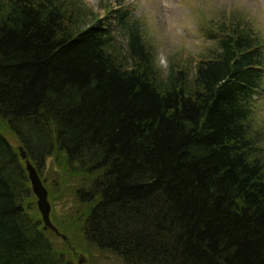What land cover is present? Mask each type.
Segmentation results:
<instances>
[{
    "label": "trees",
    "instance_id": "1",
    "mask_svg": "<svg viewBox=\"0 0 264 264\" xmlns=\"http://www.w3.org/2000/svg\"><path fill=\"white\" fill-rule=\"evenodd\" d=\"M132 13L0 0V264H264L262 34L226 12L165 71Z\"/></svg>",
    "mask_w": 264,
    "mask_h": 264
},
{
    "label": "rangeland",
    "instance_id": "2",
    "mask_svg": "<svg viewBox=\"0 0 264 264\" xmlns=\"http://www.w3.org/2000/svg\"><path fill=\"white\" fill-rule=\"evenodd\" d=\"M82 1L87 8L101 17L105 16L106 10L117 9L123 3V0ZM124 4L132 7L134 19L141 17L144 20L146 37L156 50L158 64L165 71L173 54L211 55L210 49L214 41L208 35L210 30L207 21H220L226 12L243 17L255 31L262 34L264 40V0H124ZM108 5H111V8ZM119 38L124 39L121 34ZM255 100L257 106L254 114L264 139V92L255 96ZM13 143L20 150L21 146H18L16 138ZM25 164L30 170L29 159H25ZM49 203L50 212L56 209L58 213L70 205L63 203V200ZM77 258L79 261L83 260L82 264H124L114 256L94 255L89 258L80 252Z\"/></svg>",
    "mask_w": 264,
    "mask_h": 264
},
{
    "label": "water",
    "instance_id": "3",
    "mask_svg": "<svg viewBox=\"0 0 264 264\" xmlns=\"http://www.w3.org/2000/svg\"><path fill=\"white\" fill-rule=\"evenodd\" d=\"M22 158L28 159V154L23 147L20 148ZM30 178L32 180L33 189L38 196V205L42 213L44 222L47 226L53 227L51 218H50V203L48 201V192L38 173L35 171V168L31 165L30 168ZM80 263H83V260H80Z\"/></svg>",
    "mask_w": 264,
    "mask_h": 264
}]
</instances>
